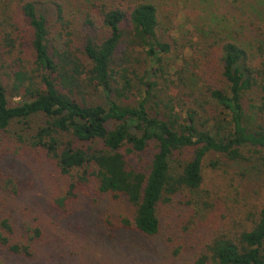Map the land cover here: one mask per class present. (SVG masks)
Here are the masks:
<instances>
[{
  "label": "trees",
  "instance_id": "16d2710c",
  "mask_svg": "<svg viewBox=\"0 0 264 264\" xmlns=\"http://www.w3.org/2000/svg\"><path fill=\"white\" fill-rule=\"evenodd\" d=\"M19 124L62 174L127 201L118 226L155 236L179 192L212 213L209 157L253 163L264 185V41L235 27L177 37L151 0H0V133ZM244 203L216 214L194 264H264V203ZM1 207L0 250L33 257L42 228Z\"/></svg>",
  "mask_w": 264,
  "mask_h": 264
},
{
  "label": "rangeland",
  "instance_id": "374dc122",
  "mask_svg": "<svg viewBox=\"0 0 264 264\" xmlns=\"http://www.w3.org/2000/svg\"><path fill=\"white\" fill-rule=\"evenodd\" d=\"M151 1L160 8L163 24L177 37L195 28L235 27L251 47L264 41V3L259 0ZM183 91L172 88L178 99L188 101ZM0 136V183L10 178L16 184V191L1 189V208L12 214L16 226L39 225L43 230L33 257L0 250V264H194L216 214L234 208L235 201L238 209H245L244 199L247 207L264 203V185L253 163L226 165V158L221 157L218 165L211 166L209 160L217 156L209 157L204 189L206 201L215 204L212 213L208 215V209L197 215L196 196L184 190L161 205L160 232L148 236L117 225L119 216L131 211L124 198L103 194L95 180L62 174L43 149L30 143L29 130L21 124ZM150 159L151 152L145 151L138 165L147 166ZM240 170H245V177ZM65 196V203L56 202ZM201 219L206 220L202 223Z\"/></svg>",
  "mask_w": 264,
  "mask_h": 264
}]
</instances>
